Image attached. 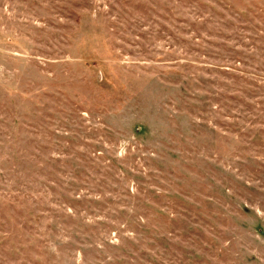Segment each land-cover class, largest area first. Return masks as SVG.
<instances>
[{
	"label": "rangeland",
	"instance_id": "obj_1",
	"mask_svg": "<svg viewBox=\"0 0 264 264\" xmlns=\"http://www.w3.org/2000/svg\"><path fill=\"white\" fill-rule=\"evenodd\" d=\"M0 264H264V0H0Z\"/></svg>",
	"mask_w": 264,
	"mask_h": 264
}]
</instances>
